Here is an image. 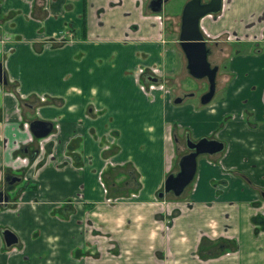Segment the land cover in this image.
I'll use <instances>...</instances> for the list:
<instances>
[{"label": "crops", "instance_id": "1", "mask_svg": "<svg viewBox=\"0 0 264 264\" xmlns=\"http://www.w3.org/2000/svg\"><path fill=\"white\" fill-rule=\"evenodd\" d=\"M135 1L0 0V264H264V0L200 21L205 106L173 104L178 49ZM141 69L160 84L139 88ZM33 120L52 129L35 158ZM185 134L223 149L161 202Z\"/></svg>", "mask_w": 264, "mask_h": 264}, {"label": "water", "instance_id": "2", "mask_svg": "<svg viewBox=\"0 0 264 264\" xmlns=\"http://www.w3.org/2000/svg\"><path fill=\"white\" fill-rule=\"evenodd\" d=\"M162 1L165 0H151L148 5L151 12H158ZM219 6L220 0H207L206 2H202V0H188L180 12L177 41L186 61L185 68L192 78L198 80L205 78L207 81V91L199 97L200 105L207 104L213 95L217 66H210L207 61L208 49L198 30V20L208 13L217 12ZM0 83H5V75L1 71V65ZM179 101L180 99H175L173 102L177 103ZM28 128L34 138H42L50 132L51 124L45 121L34 120L29 122ZM186 147L193 150V152L183 155L178 159V170L175 174H168L165 177L162 192L157 195L159 198L167 193L178 197L193 178L196 157L200 154L213 155L222 150L221 143L205 138H201L196 142L186 140ZM4 200H6V197ZM2 237L7 247L16 243L15 236L8 230L2 232Z\"/></svg>", "mask_w": 264, "mask_h": 264}, {"label": "rangeland", "instance_id": "3", "mask_svg": "<svg viewBox=\"0 0 264 264\" xmlns=\"http://www.w3.org/2000/svg\"><path fill=\"white\" fill-rule=\"evenodd\" d=\"M139 6H140V10L143 11L144 15L146 17H149L148 20L150 22H152L155 27L157 26L156 23V19L153 17H161V21L162 24L161 26L163 27L162 29L160 28V30H162V34L163 36L168 39L171 38L173 40V45H175V47L178 49V52H176V54L178 55V66L180 67V72L175 73L176 74V78L178 80H180V82L177 84L178 86H175V90L174 93L177 96V93H180L181 96L184 94H188L189 92H191V94H193L192 100H188L185 99V102H183L182 105L185 104H192L195 105L196 103H198V98L200 96V94H202L205 89V80L201 79V80H195L193 78H191L186 69H183V63H184V58L183 55L181 53V51L179 50L178 46H176V37H177V32H178V25H179V14H180V10L182 8V6L185 3V0H167L166 3H164L162 5V9L160 12V16L155 15V16H148L149 14H147L148 12L146 11V3L147 0H138ZM142 16L141 19L146 20V17ZM159 30V29H158ZM57 41H51L49 42L50 44L55 45ZM57 45H61L60 42L57 43ZM211 49H213V46H209ZM213 56L210 57V61H212V64L215 62L213 61ZM224 61H220V63ZM222 63V64H223ZM137 85L139 88H143V90L146 92L147 91V87L148 86H153L151 85L149 82H145L143 81L141 78H137L136 80ZM189 91V92H186ZM173 96V95H172ZM179 97V95H178ZM178 146L176 144V147L174 146L172 155H173V160L174 163L176 162V158H178L179 156H181V154H183L185 152V147H184V138L179 137L178 138ZM177 171V168H175L174 172Z\"/></svg>", "mask_w": 264, "mask_h": 264}, {"label": "flooded vegetation", "instance_id": "4", "mask_svg": "<svg viewBox=\"0 0 264 264\" xmlns=\"http://www.w3.org/2000/svg\"><path fill=\"white\" fill-rule=\"evenodd\" d=\"M150 1L151 0H147V3H146V11L148 12L147 14H149L148 16H155V15H158V16H160V12H161V9H162V5L164 4V3H166V1L167 0H165V1H162L161 2V4H160V9H159V11L158 12H151V10H150V8L148 7V5H149V3H150ZM188 1V0H187ZM186 1V2H187ZM207 0H202V2H206ZM185 2V3H186ZM227 2V0H220V6H219V10L217 11V12H215V13H208V14H206V15H204L203 17H201L199 20H198V30H199V32H200V34H201V36H202V39H203V41H204V43H205V45H206V48L208 49V54H207V61H208V57L210 56V55H212L211 54V48L209 47V46H207V43H206V39L204 38V36H203V34L201 33L202 31H201V29H200V21L204 18V17H211L212 19H214L215 18V16L221 11V9L223 8V3H226ZM135 3H138V0H136L135 1ZM184 3V4H185ZM183 7V6H182ZM182 9V8H181ZM180 12H181V10H180ZM153 18H155L156 19V21H157V23H156V25H157V27L160 29H162L163 27L161 26V24H162V21H161V17H153ZM178 18H179V22H180V14H179V16H178ZM178 33H179V25H178V32H177V37H178ZM226 37H231V35H229L228 33L225 35ZM177 37H176V46H178V48H179V50L181 51V49H180V47H179V45H178V41H177ZM57 41L56 43H55V45L54 46H56L57 45V43L58 42H60L61 43V45H63V44H65L66 42H68L69 40H71L69 37H66V34L65 33H63L62 35H58V36H52V37H49L48 39H46L44 42L45 43H47V44H50L49 42H51V41ZM210 40V39H209ZM213 40V39H212ZM50 45H52V44H50ZM182 53V52H181ZM182 55H183V53H182ZM183 58H184V56H183ZM184 60H185V58H184ZM209 64H210V66H216V65H214V64H212V63H210L209 62ZM0 65H1V63H0ZM185 66H186V61H185ZM140 69V68H139ZM186 69V68H185ZM1 71H2V73L4 74V72H3V70H2V67H1ZM187 71V70H186ZM217 71H218V68H217ZM217 73V72H216ZM189 75V74H188ZM190 76V75H189ZM216 76V75H215ZM191 77V76H190ZM137 78H141V79H143V80H145V82H149L151 85H153V84H156V85H159L160 84V79L156 76V75H154V74H152V73H145V71L144 70H142L141 69V71L138 73V75H137ZM192 78V77H191ZM194 79V78H193ZM202 79H204L205 80V83H206V85H205V87H204V89H205V91L202 93V94H204L206 91H207V81H206V79L205 78H202ZM195 80H198V79H195ZM199 80H201V79H199ZM159 83V84H158ZM214 83H215V80H214ZM7 83H6V78H5V83H0V85H6ZM163 88L166 90L165 91V93H167V92H169V90H167L164 86H163ZM214 93H215V87H214V92H213V95H214ZM202 94H200V96L202 95ZM213 95H212V97H211V99L213 98ZM199 96V97H200ZM187 97H193V94H191V92H189L188 94H184V95H180L179 97L178 96H174V98L172 99L173 101L175 100V99H180V101L179 102H181L183 99H191V98H187ZM211 99H210V101H211ZM209 101V102H210ZM44 102V101H43ZM179 102H177V103H174L173 102V104H178ZM208 102V103H209ZM207 103V104H208ZM198 104H200L199 103V98H198ZM207 104H205V105H207ZM205 105H201V106H205ZM34 121V120H33ZM29 124V123H28ZM28 124H26L25 125V128H26V126H27V131H28V133H29V135H30V137H28L29 138V140H28V142H34L35 144V148L32 150V157L33 158H35V156H37V153H39V152H43L44 151V149H45V146L48 144V140L46 139V137L51 133V130H50V132L46 135V136H44V137H42V138H34L31 134H30V132H29V128H28ZM182 138H184V147H185V152L183 153V154H181V156H183V155H186V154H188V153H190V152H193V150H191V149H188L187 147H186V140H189L190 142H196V141H198L199 139H197V140H191L186 134L184 135V137L182 136ZM201 139V138H200ZM205 139H207V140H215V141H217V142H219L218 140H216L215 138L213 139V138H205ZM172 140H174V141H177L178 140V138L176 137V136H174V137H172ZM219 143H221V142H219ZM222 144V143H221ZM222 149H223V145H222ZM222 151V150H221ZM221 151L220 152H218V153H221ZM218 153H216V154H218ZM216 154H213V155H216ZM213 155H207V154H200V155H198L197 157H196V159L197 158H199V157H203V156H213ZM181 156H179L178 158H176V168H177V162H178V159L181 157ZM32 159V158H31ZM23 161V163H27L28 162V160H27V158H26V160L24 161V159L22 160ZM22 163V162H21ZM177 170H178V168H177ZM195 170H196V166H195ZM177 172V171H176ZM176 172H170V173H168V174H175ZM167 174V175H168ZM18 175V174H17ZM166 175V176H167ZM194 175H195V172H194ZM194 175H193V177H194ZM19 176L21 177L22 175L21 174H19ZM165 176V177H166ZM165 179V178H164ZM193 179V178H192ZM19 180V178L18 177H9V179H8V181H7V183L9 184V185H12L14 182H17ZM164 181V180H163ZM192 181V180H191ZM191 183V182H190ZM190 183L183 189V191H182V193L178 196V197H174L171 193H167V194H163L160 198L158 197V199L159 200H161V199H163V201L161 200V202H164V198H166V197H170L171 199H179L180 198V196L183 194V192H184V190L190 185ZM162 187H163V183H162ZM160 192H162V189H161V191ZM160 192H158V193H160ZM1 193V200H0V204H6L7 203V201H8V199H9V196L8 195H5V194H2V192H0ZM158 193H157V195H158ZM6 197V200H4V198ZM261 197H264V195H262ZM163 205L166 207V203H163ZM9 231V230H8ZM203 238V237H202ZM219 246V248H221V245H218ZM94 248H96L95 246H94ZM236 248V247H235ZM221 251H222V254H225L226 252H228V251H226V249H221Z\"/></svg>", "mask_w": 264, "mask_h": 264}]
</instances>
